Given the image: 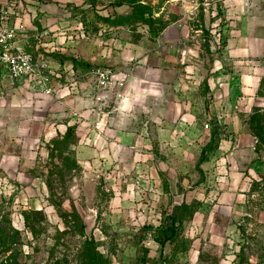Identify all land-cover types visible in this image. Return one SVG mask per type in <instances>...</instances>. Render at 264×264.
Returning <instances> with one entry per match:
<instances>
[{
    "label": "rangeland",
    "instance_id": "1",
    "mask_svg": "<svg viewBox=\"0 0 264 264\" xmlns=\"http://www.w3.org/2000/svg\"><path fill=\"white\" fill-rule=\"evenodd\" d=\"M18 2L37 17L57 13L75 33L86 31L60 57L85 71L108 67L110 49L121 42L154 41L172 23L187 30L186 64L194 67L200 58L207 65L214 31L224 32V21L217 27L206 21L212 11L224 18L223 0H181L180 7L169 0ZM3 71L0 67V264H264V229L242 224L235 238L225 229L216 242L206 216L187 210L186 194L212 183L206 162L219 124L213 122L207 144L188 145L171 163L158 144L149 149L155 161L148 166L135 161L132 147L114 150L105 161L98 141L86 153L81 149L86 127L55 133L56 114L64 109L57 100L24 91ZM215 87L208 81L204 93ZM98 119L93 115L91 125L98 126ZM249 121L264 141V112ZM145 174L152 181L138 177ZM252 184L250 204L263 208L264 181ZM217 220L228 226L225 214Z\"/></svg>",
    "mask_w": 264,
    "mask_h": 264
},
{
    "label": "crops",
    "instance_id": "2",
    "mask_svg": "<svg viewBox=\"0 0 264 264\" xmlns=\"http://www.w3.org/2000/svg\"><path fill=\"white\" fill-rule=\"evenodd\" d=\"M4 2L6 0H0V7ZM169 2L172 7H180L182 3L181 0ZM222 5L225 9L221 21H224L228 56L233 61L243 62L221 59L211 48L207 65L199 58L193 62L195 66L190 67L184 60L188 58L187 46L182 45L187 30L178 27L177 23L170 24L154 41L121 42L114 52L110 49L107 66L126 73L124 91L128 101L116 109L111 100L110 106L106 107L111 112L102 115L98 121V127L108 140L101 138L97 143L100 158L105 161L111 159L114 145L119 144L117 153L135 147L132 148L135 161L143 160L139 165L148 166L155 161L149 151L154 145L158 144L169 155L166 161L171 163L188 145H205L215 134V150L206 162V168L211 171V185L219 187V198L213 204L206 203L204 198L209 189L186 196L190 199L187 210L190 214L206 216L216 242L225 229L235 238V230H240L242 224L264 229V206L254 208L250 204V198L256 192L251 189V182L264 181V141L249 121L255 113L264 112V0H223ZM65 21L60 14L52 13L37 17L29 25L31 32L50 31L44 38L49 41L56 39L54 33ZM206 21L213 25L215 18L210 14ZM74 43H68L66 52ZM189 47L190 51H195L196 45ZM76 68L81 74L86 72ZM189 71L197 74L195 86H188L181 78ZM208 81L216 86L214 93H204ZM18 84L28 92L24 84ZM59 103L64 109L61 107L56 116L61 119L71 110L93 106L94 100L88 93H80ZM206 121L210 122L208 130L203 128ZM213 122L219 124L214 134ZM87 146H81L85 153L90 149ZM117 153L116 158L123 159V153L121 156ZM223 175L229 182L216 181V177ZM138 177L152 181L148 174ZM246 198H249V204ZM251 213L257 215L252 217ZM222 214L226 215L227 227L218 224L217 219Z\"/></svg>",
    "mask_w": 264,
    "mask_h": 264
},
{
    "label": "built area",
    "instance_id": "3",
    "mask_svg": "<svg viewBox=\"0 0 264 264\" xmlns=\"http://www.w3.org/2000/svg\"><path fill=\"white\" fill-rule=\"evenodd\" d=\"M212 16L215 18L213 26H219L221 17L215 11H212ZM36 17L21 7L18 0H6L1 5L0 67L3 68L5 76L13 82L24 84L29 93L52 97L59 102L80 93H88L94 100L93 107L71 110L68 119L61 118L56 122L54 131L56 134H64L70 126L77 124L78 127L89 130V134L82 139L83 144H94L101 138L108 140L103 130L91 125V117L97 115L100 119L102 115L110 113L106 107L110 106L111 100L114 101L116 109L127 103L128 96L124 91L126 73L113 67L97 66L81 74L74 63L54 58V54H64L68 43L74 42L76 37L86 38V31L79 30L75 33L73 28L63 26L54 33L56 39L44 40L50 31L31 32L29 24ZM214 39L216 43L213 50L221 59L233 63L243 62L239 59L233 61L228 56L223 32L215 30ZM181 78L186 80L188 86H195L198 79L194 71L183 74ZM209 127L210 122H204L203 128L208 130ZM114 146V150L120 147L119 144ZM216 181L229 182L225 175L216 177ZM208 189L204 200L213 204L218 200L220 190L217 185H209Z\"/></svg>",
    "mask_w": 264,
    "mask_h": 264
},
{
    "label": "trees",
    "instance_id": "4",
    "mask_svg": "<svg viewBox=\"0 0 264 264\" xmlns=\"http://www.w3.org/2000/svg\"><path fill=\"white\" fill-rule=\"evenodd\" d=\"M62 55H63V54H54L53 57L56 58V59L61 60L60 57H61ZM61 61H62V60H61ZM71 127H72V129H75V127H76V128H79L77 125H72V126H70L69 128H71ZM69 128H68V129H69ZM257 135L259 136L258 133H257ZM172 232H173V231H172ZM173 233H174V232H173ZM5 262L8 263V260L5 261ZM2 264H5V263L3 262ZM10 264H15V263H14V262H13V263L10 262Z\"/></svg>",
    "mask_w": 264,
    "mask_h": 264
}]
</instances>
